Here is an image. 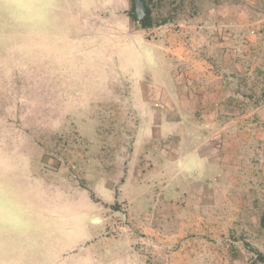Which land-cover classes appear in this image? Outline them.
Returning <instances> with one entry per match:
<instances>
[{
	"label": "rangeland",
	"instance_id": "374dc122",
	"mask_svg": "<svg viewBox=\"0 0 264 264\" xmlns=\"http://www.w3.org/2000/svg\"><path fill=\"white\" fill-rule=\"evenodd\" d=\"M215 1L0 0V264H264V0Z\"/></svg>",
	"mask_w": 264,
	"mask_h": 264
},
{
	"label": "crops",
	"instance_id": "0c3cea01",
	"mask_svg": "<svg viewBox=\"0 0 264 264\" xmlns=\"http://www.w3.org/2000/svg\"><path fill=\"white\" fill-rule=\"evenodd\" d=\"M150 28H148V30H150ZM179 30V31H178ZM162 31V30H161ZM176 31V32H175ZM186 33L187 31H184V29L180 30H173L170 29V31L167 30V32L165 33V37L162 39L164 42V47L162 46V48H158V46H161L162 43H159L155 38H149L148 37V45L150 47H152L153 51L156 53L155 58H156V62L159 65L160 69H164L165 71H168V74L163 75V73H161L160 71H156L154 73L153 77H148V85L154 82H160V78H164V80H168L172 83H174V75L177 76V80L180 79L181 80V76L183 75V73H181L182 75H179V73L174 74L173 72V63L174 60L176 59L175 55H177V59L182 62L181 59V55H182V45L184 44L185 38H186ZM194 32L192 30H189V32L187 33V35L193 36ZM184 64V62H182ZM180 64V63H179ZM181 68H182V64H181ZM174 74V75H173ZM163 75V76H162ZM175 264H178V262L176 261Z\"/></svg>",
	"mask_w": 264,
	"mask_h": 264
},
{
	"label": "trees",
	"instance_id": "16d2710c",
	"mask_svg": "<svg viewBox=\"0 0 264 264\" xmlns=\"http://www.w3.org/2000/svg\"><path fill=\"white\" fill-rule=\"evenodd\" d=\"M142 1L144 3L145 7L149 10V14L145 18H143L142 20H139L140 28L147 29V28L153 27L154 25L164 24L170 20L169 18H166L164 16L158 17L159 19L155 18L154 15L152 14V9L150 6L151 0H142ZM181 1L183 2L184 0H181ZM189 1H191V0H189ZM218 1H222V0H217L215 2H218ZM238 1L240 3H244L242 0H238ZM132 6H133L132 8H134V3ZM130 15L133 19L138 20L135 17L133 10L130 12ZM260 225L264 228V210L261 214ZM256 258L258 261L264 263V253L263 252H257Z\"/></svg>",
	"mask_w": 264,
	"mask_h": 264
},
{
	"label": "clouds",
	"instance_id": "9594fccd",
	"mask_svg": "<svg viewBox=\"0 0 264 264\" xmlns=\"http://www.w3.org/2000/svg\"><path fill=\"white\" fill-rule=\"evenodd\" d=\"M28 7L25 0H12L4 4V15L10 20L17 21L26 17Z\"/></svg>",
	"mask_w": 264,
	"mask_h": 264
},
{
	"label": "water",
	"instance_id": "95a60500",
	"mask_svg": "<svg viewBox=\"0 0 264 264\" xmlns=\"http://www.w3.org/2000/svg\"><path fill=\"white\" fill-rule=\"evenodd\" d=\"M134 3V14L136 18L142 20L149 14V10L145 7L142 0H133Z\"/></svg>",
	"mask_w": 264,
	"mask_h": 264
}]
</instances>
